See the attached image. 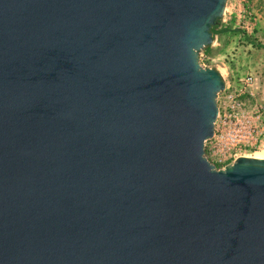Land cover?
Listing matches in <instances>:
<instances>
[{"label": "water", "instance_id": "obj_1", "mask_svg": "<svg viewBox=\"0 0 264 264\" xmlns=\"http://www.w3.org/2000/svg\"><path fill=\"white\" fill-rule=\"evenodd\" d=\"M226 0H0V264H264V158L216 168Z\"/></svg>", "mask_w": 264, "mask_h": 264}, {"label": "rangeland", "instance_id": "obj_2", "mask_svg": "<svg viewBox=\"0 0 264 264\" xmlns=\"http://www.w3.org/2000/svg\"><path fill=\"white\" fill-rule=\"evenodd\" d=\"M222 26L229 29L213 36L212 54L198 55L224 82L214 134L204 142V156L216 168L241 155L264 158V1L226 0Z\"/></svg>", "mask_w": 264, "mask_h": 264}, {"label": "trees", "instance_id": "obj_3", "mask_svg": "<svg viewBox=\"0 0 264 264\" xmlns=\"http://www.w3.org/2000/svg\"><path fill=\"white\" fill-rule=\"evenodd\" d=\"M264 1V0H263ZM220 23V19L217 20L213 26L211 27V32H212V37L217 33V32H225L229 29V26H222L220 29H217V27L219 26ZM264 47V46H263ZM202 52H204L206 55H210L212 54L213 50L211 48V45H205L204 47H202V49L200 50Z\"/></svg>", "mask_w": 264, "mask_h": 264}, {"label": "built area", "instance_id": "obj_4", "mask_svg": "<svg viewBox=\"0 0 264 264\" xmlns=\"http://www.w3.org/2000/svg\"><path fill=\"white\" fill-rule=\"evenodd\" d=\"M251 77L249 76V77H247V79L249 80Z\"/></svg>", "mask_w": 264, "mask_h": 264}]
</instances>
